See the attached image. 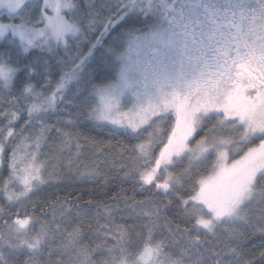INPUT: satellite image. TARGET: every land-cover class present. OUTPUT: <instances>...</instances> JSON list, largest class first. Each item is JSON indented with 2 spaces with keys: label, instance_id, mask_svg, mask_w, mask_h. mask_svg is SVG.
Wrapping results in <instances>:
<instances>
[{
  "label": "snow or ice",
  "instance_id": "obj_1",
  "mask_svg": "<svg viewBox=\"0 0 264 264\" xmlns=\"http://www.w3.org/2000/svg\"><path fill=\"white\" fill-rule=\"evenodd\" d=\"M0 41V264H254L241 244L264 236V0H0ZM83 122L128 139L109 147L147 194L95 205V224L67 197L33 201L61 187L73 141L79 159L67 129Z\"/></svg>",
  "mask_w": 264,
  "mask_h": 264
},
{
  "label": "trees",
  "instance_id": "obj_2",
  "mask_svg": "<svg viewBox=\"0 0 264 264\" xmlns=\"http://www.w3.org/2000/svg\"><path fill=\"white\" fill-rule=\"evenodd\" d=\"M114 78L115 73L108 72L101 79L94 82L108 83L113 81ZM67 119H69L68 114H66V111H62L60 114L53 115L49 120V123L55 125L58 121H66ZM67 130L70 131L73 136L79 137V142L81 144L79 163L77 166H71V169L67 172L64 167L62 168L64 180L61 187L46 188L39 195L33 197V201L37 204V209L40 204L44 203L45 200L52 199L56 196L60 199L67 197L75 206L87 212L88 218H93L92 222L95 224V205L111 203L114 196L117 198L120 196H126L128 198L134 197L136 200L145 199L147 196L146 193L141 195L138 190H133L134 183L132 180L124 182V172L118 166L119 158L116 157L115 152L111 151L109 147L111 145L119 148L120 145H127L128 139L126 137L113 134L109 132L108 129L94 128L88 122H83L79 125H70ZM50 135L55 136L56 134L53 131ZM58 142L59 140L57 139L56 143L58 144ZM75 142L76 141H73L74 150ZM133 143H135V141H133ZM46 148L47 154H52L54 150L52 144L50 143L49 146L43 149ZM101 151H103V155L100 154ZM44 156L46 157V154H44ZM114 159L116 160L115 166H113ZM93 164H100L103 169L102 174L95 180L82 178L79 175V172L81 170L85 171L84 166L90 167ZM71 172L73 174H71ZM0 175L6 176L7 171L0 169ZM2 202L3 201L0 200V203ZM21 211L32 213L31 204H26ZM35 214L40 215L39 210H37ZM169 219H172V217L169 216ZM99 222L101 224L106 223L103 219ZM113 223L125 224V220L117 217ZM132 224L133 219L128 218L126 226H131ZM241 231H243V229H241ZM241 247H243L246 252V259L253 260L254 264H264V260H261L259 255L262 251H264V236H262L259 232L246 235Z\"/></svg>",
  "mask_w": 264,
  "mask_h": 264
},
{
  "label": "rangeland",
  "instance_id": "obj_3",
  "mask_svg": "<svg viewBox=\"0 0 264 264\" xmlns=\"http://www.w3.org/2000/svg\"><path fill=\"white\" fill-rule=\"evenodd\" d=\"M5 22H7V17H4ZM2 46H3V42L0 41V50H2ZM116 79V75L114 80ZM67 114V111H66ZM63 121H61L62 124ZM59 143V142H58ZM43 153L46 154L45 156H42V159L47 158L49 156H51V154H47V148L46 149H42ZM99 154V153H98ZM61 161H62V168L64 167L66 172L68 171V165L69 163H71L72 166H77L80 160V156L79 159L77 160L76 155H75V150L72 148L71 153H69L68 151H65L64 154L60 157ZM92 163V162H91ZM82 166V165H80ZM80 172H83V170H81ZM71 174H73L71 172Z\"/></svg>",
  "mask_w": 264,
  "mask_h": 264
}]
</instances>
